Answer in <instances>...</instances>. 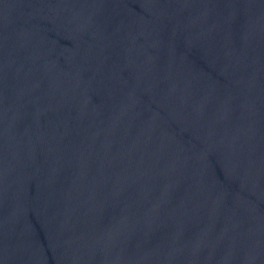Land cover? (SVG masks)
<instances>
[{"label": "water", "instance_id": "95a60500", "mask_svg": "<svg viewBox=\"0 0 264 264\" xmlns=\"http://www.w3.org/2000/svg\"><path fill=\"white\" fill-rule=\"evenodd\" d=\"M0 264H264V0H0Z\"/></svg>", "mask_w": 264, "mask_h": 264}]
</instances>
